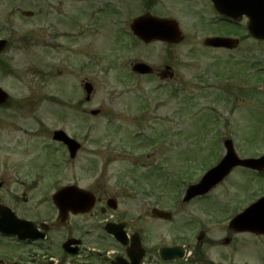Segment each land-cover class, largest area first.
I'll return each mask as SVG.
<instances>
[{
	"label": "rangeland",
	"instance_id": "obj_1",
	"mask_svg": "<svg viewBox=\"0 0 264 264\" xmlns=\"http://www.w3.org/2000/svg\"><path fill=\"white\" fill-rule=\"evenodd\" d=\"M157 1L0 0V37L9 41L0 55V87L12 100L0 107L3 175L9 179L18 163L37 160L34 167L64 183H97L117 196L121 209L150 224L145 236L152 246L180 242L203 227L211 264H264V235L231 234L228 245L220 243L231 216L264 190V175L238 168L205 198L182 204L180 197L182 186L222 157L224 138L241 157L264 152V44L245 38L235 51H203L211 16L191 18L177 0ZM147 12L178 20L184 40L145 44L132 36L130 20ZM199 19L210 29L195 26ZM138 61L154 71L170 65L175 75L170 84L136 75L131 65ZM85 80L93 85L88 101ZM58 128L81 142L73 161L51 138ZM141 137L150 145L134 143ZM157 203L173 213L169 221L150 218ZM190 220L197 226L184 224Z\"/></svg>",
	"mask_w": 264,
	"mask_h": 264
},
{
	"label": "flooded vegetation",
	"instance_id": "obj_2",
	"mask_svg": "<svg viewBox=\"0 0 264 264\" xmlns=\"http://www.w3.org/2000/svg\"><path fill=\"white\" fill-rule=\"evenodd\" d=\"M179 1L191 2L194 7L200 3L213 11L209 0ZM218 23L217 27L211 25V35L237 38L238 47L247 39V34L241 35L244 32L240 25L242 22L218 17ZM151 75L172 81L175 72L172 68L163 71L152 69L147 76ZM58 145L63 148V154L67 153L63 144ZM75 157L72 159L68 155L67 161H73ZM37 162L32 159L28 163H18L13 169L16 174L5 179L6 164L0 160V264H134L135 259L131 260L128 256L130 247L134 258L142 252L137 264H211V258L207 256L211 242L204 239L206 231L203 227L177 243L152 246L144 239V243L141 240L143 248L138 246L139 250L134 249L131 245L136 244L138 233L135 214L121 209L117 196L105 193L103 186L97 183L91 187L75 181L64 183L59 175L46 174L34 167ZM26 166L27 171L19 174ZM71 185L77 188L72 197L62 201L63 207L59 210L54 196ZM153 191L149 189L144 193L151 197ZM117 192L119 196L122 195L121 191ZM199 198H192L186 203H193ZM159 204L155 207H161ZM150 218L166 222L153 215ZM196 223L190 220L184 224L197 226ZM106 224H111L118 232L123 230L125 242H117L105 230ZM148 228L150 230L151 227L146 222L145 230ZM175 246L181 248L183 256L172 260L160 256V248Z\"/></svg>",
	"mask_w": 264,
	"mask_h": 264
},
{
	"label": "water",
	"instance_id": "obj_3",
	"mask_svg": "<svg viewBox=\"0 0 264 264\" xmlns=\"http://www.w3.org/2000/svg\"><path fill=\"white\" fill-rule=\"evenodd\" d=\"M245 3L242 2V7L244 12L248 15L249 21L247 23L248 29L256 35L257 37L264 38V14L262 10L264 9V5L261 8V5L257 3V0H243ZM229 9L233 10L232 5H229ZM242 11H239V13ZM26 15H31V12H23ZM231 15H235L234 11L228 12ZM240 15V14H239ZM147 19L144 17H140L137 20H134L131 24L132 29L134 32L139 35L141 29H143V34L141 35L144 37L145 40L151 39L149 35H155L154 32L159 37H163L170 41L177 40L176 38V30L174 26L169 22L158 21L159 25H156L154 22L146 24ZM149 22V21H148ZM144 26V27H143ZM151 26V27H146ZM6 42L4 40H0V51L5 47ZM136 69H141L142 67L136 66ZM85 89L87 93L91 90V85L86 84ZM7 100V94L0 88V105L5 104ZM93 113H96L94 111ZM53 138L63 141L71 151L73 155L76 149L79 147V144L72 138L68 137L62 130H56L53 133ZM225 145L227 147V154L222 159V161L214 168H212L207 174L203 177V179L196 185L190 186L187 190V197L201 194L206 192L210 187L218 183L230 170V168L236 164H241L245 166H249L252 168H263L264 167V157L260 159H246V160H239L235 157L232 152L231 142L229 140L225 141ZM72 187H67L62 189L61 196L63 200H66L67 196L69 197L70 191ZM164 214V213H159ZM167 215H169L167 213ZM264 223V197L251 205L247 210H245L242 214L236 216L230 223V226L234 229L238 230H250L256 233L264 232V226L261 225ZM261 226H260V225Z\"/></svg>",
	"mask_w": 264,
	"mask_h": 264
}]
</instances>
